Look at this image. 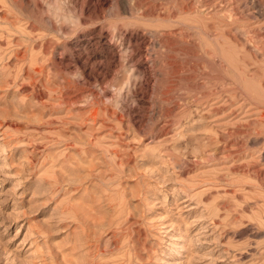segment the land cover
I'll return each mask as SVG.
<instances>
[{
	"label": "rangeland",
	"instance_id": "1",
	"mask_svg": "<svg viewBox=\"0 0 264 264\" xmlns=\"http://www.w3.org/2000/svg\"><path fill=\"white\" fill-rule=\"evenodd\" d=\"M0 264H264V0H0Z\"/></svg>",
	"mask_w": 264,
	"mask_h": 264
}]
</instances>
